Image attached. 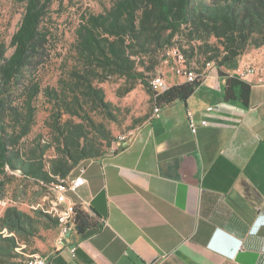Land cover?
Masks as SVG:
<instances>
[{"label": "trees", "instance_id": "1", "mask_svg": "<svg viewBox=\"0 0 264 264\" xmlns=\"http://www.w3.org/2000/svg\"><path fill=\"white\" fill-rule=\"evenodd\" d=\"M19 1L23 12L10 55L0 39V202L9 172L48 186L71 177L81 162L107 155L116 140L107 122H117V114L100 83L123 78L119 96L141 83L154 105L186 99L198 81L159 93L150 87L165 48L177 47L188 63L195 56H202L201 66L213 62L225 78L224 100L249 105L250 82L227 70L244 52L264 45V0H108L99 12H81L55 85L42 82V71L60 55V31L51 18L54 0ZM40 97L50 104L44 121L49 136L27 140ZM74 209L77 231L93 224L83 207ZM40 228H57L54 212L7 206L0 216V264H14L10 260L26 251Z\"/></svg>", "mask_w": 264, "mask_h": 264}, {"label": "crops", "instance_id": "2", "mask_svg": "<svg viewBox=\"0 0 264 264\" xmlns=\"http://www.w3.org/2000/svg\"><path fill=\"white\" fill-rule=\"evenodd\" d=\"M168 64L167 86L184 82ZM196 68L186 99L159 105L118 150L73 170L83 166L85 181L64 202L83 201L93 224L60 243L55 228L47 264H264L263 51L227 70L250 82L246 108L224 100L214 64ZM188 108L207 122L195 134Z\"/></svg>", "mask_w": 264, "mask_h": 264}, {"label": "rangeland", "instance_id": "3", "mask_svg": "<svg viewBox=\"0 0 264 264\" xmlns=\"http://www.w3.org/2000/svg\"><path fill=\"white\" fill-rule=\"evenodd\" d=\"M108 5V0H54L51 5V18L60 31V40L57 45L60 55H55L46 69L42 71L43 84L55 85L57 75L59 73V64L68 53L70 43L75 37V26L77 25L80 14L84 10L99 12L101 4ZM23 12V3L19 0H0V39L7 45L6 55H10L13 48L10 45V40L13 32L16 30L21 15ZM62 31V32H61ZM185 45V44H184ZM260 51L264 54V45L260 47ZM161 58L164 52L159 53ZM193 67H201L202 56H195ZM170 64H165L162 61L155 67L154 73L157 70L165 72L171 70ZM153 71L148 72L152 76ZM149 78V77H148ZM124 85V79L113 77L108 81L99 84L102 87L105 99L111 102L117 114V122H107L108 128L115 136L116 140L119 136L129 137L140 124L149 117L153 109V101L151 95L145 90L141 83H137L135 87L126 94L119 96V88ZM37 112L35 116V124L31 132L26 137L27 140L33 139L36 135L41 134L44 139H47L49 130L44 124L46 117L49 114L50 104L43 97L36 101ZM119 145V140L114 141L110 147L106 148V153L109 155ZM52 155V149L48 150L44 155L49 158ZM106 155V156H107ZM7 182L4 187L3 201L0 202V216L7 206L14 205L18 209L32 213L34 209L39 208L48 212H52L51 208L56 201H62L57 194L50 192L48 186L31 178L22 177L19 173L7 174ZM55 236L54 230L41 229L39 235L26 243V251L20 256L13 257L10 262L14 264H23L24 260L33 255L44 256L50 249V243ZM21 245L25 244L23 241ZM24 246V245H23Z\"/></svg>", "mask_w": 264, "mask_h": 264}, {"label": "built area", "instance_id": "4", "mask_svg": "<svg viewBox=\"0 0 264 264\" xmlns=\"http://www.w3.org/2000/svg\"><path fill=\"white\" fill-rule=\"evenodd\" d=\"M165 64L171 63L173 72L184 78V82H195L200 81L201 74L197 71L196 67H193L191 63L187 62L186 57L177 47L171 46L165 48L164 50V59L162 61ZM213 62H206L204 66H210ZM248 72H253L252 69L247 70ZM149 84L152 90L159 93L165 90L168 86L165 82L163 74L161 71L157 70L156 73L150 78ZM212 109L211 106L207 107V110ZM159 105H153L152 114L158 116ZM186 117L189 124V128L193 134L196 133L198 125H205L207 122L204 119L197 121L194 113L188 108L186 111ZM131 136V135H130ZM129 136V137H130ZM129 137L124 135L119 136V145L114 149L110 154L114 153L120 148L122 142H126ZM115 140V141H117ZM109 154V155H110ZM84 167H78V174L74 177L67 176L64 179H61L59 182L48 185V190L58 195L60 200L56 201L51 211L54 212L57 221V235L56 241L60 243L64 240V236L73 229H76V220H75V209L74 207L78 204L83 208L87 205L83 204V201H68L64 202V198L67 193H75L76 190L84 183L85 179L83 177ZM75 248L70 249L71 254H74ZM23 264H47L46 258L41 255H33L24 260Z\"/></svg>", "mask_w": 264, "mask_h": 264}]
</instances>
